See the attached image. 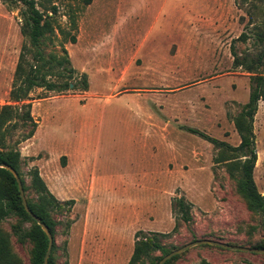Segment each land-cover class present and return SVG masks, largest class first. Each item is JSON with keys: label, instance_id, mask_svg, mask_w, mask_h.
Returning a JSON list of instances; mask_svg holds the SVG:
<instances>
[{"label": "rangeland", "instance_id": "374dc122", "mask_svg": "<svg viewBox=\"0 0 264 264\" xmlns=\"http://www.w3.org/2000/svg\"><path fill=\"white\" fill-rule=\"evenodd\" d=\"M38 2L57 7L48 14L55 33L42 40L43 60L29 49L26 69L36 64L51 74L49 81L72 88H34L26 102L32 103L35 136L26 139L34 123L18 118L1 134L5 150L21 152L27 199H37L29 172L38 167L57 198L75 200L70 212H52L59 221L56 263L129 264L139 230L166 233L160 240L172 250L203 238L258 244L264 224L238 192L239 153L191 128L240 144L236 120L249 99L251 73L235 60L261 49L254 29L258 24L264 32L261 1ZM21 9L0 0V105L16 104L10 92L29 43ZM66 58L74 71L58 63ZM83 73L88 90H80ZM254 132V179L264 195V101ZM182 196L192 205L190 222L175 205ZM16 219L10 216L1 228L11 234ZM11 240L23 264H30L32 244ZM172 264H264V254L204 244Z\"/></svg>", "mask_w": 264, "mask_h": 264}, {"label": "trees", "instance_id": "16d2710c", "mask_svg": "<svg viewBox=\"0 0 264 264\" xmlns=\"http://www.w3.org/2000/svg\"><path fill=\"white\" fill-rule=\"evenodd\" d=\"M260 1L264 6V0ZM2 2L8 6H13L14 4L22 6L23 9H21V14L23 22L21 32L28 39L29 43L24 46V50L21 53L20 61L18 62L16 69V78L10 92V97L16 102V104L0 105V162H6L18 171L26 191L28 187L26 186L25 178L20 171L21 152L15 148L5 150L1 131L6 124L13 120V118L28 119L34 123V129L29 132L26 139L33 137L36 131L37 122H34V118L31 114L32 103L26 102L30 99V94L33 89L41 87L48 91L65 92L66 90L71 89L72 85L71 82H65L58 86L57 83L48 80V75L51 74L47 71H43L42 68L38 67L36 64H29L28 69H26L25 66L26 64L28 65L25 56L29 49L34 48L36 50L35 57H37L38 60L44 59V51L41 50L42 40L46 38L47 35L55 33L53 20H50L48 14L56 13L57 7L52 6L51 8H48L45 4H40L38 0H2ZM254 29L257 30H255V35L257 37L256 42L261 46V49L256 55L251 57L245 56L242 60L236 58L235 60L237 66H245L251 73L249 99L244 104L236 120V127L241 135L240 144L234 146L200 130L194 128H191V130L209 140L218 148L227 149L228 151L236 152L237 154L239 153L237 156L239 162H236L240 167L238 192L245 199L248 208L260 214L264 224V195L259 191L254 179V168L258 159L255 145L254 121L258 111L259 102L264 101V73L261 71L262 68H264V32L258 24H254ZM240 38L246 39V32H243ZM69 40L75 43L77 38L73 36ZM64 51H67L66 48H64ZM58 63L61 65L69 63L70 68L68 69L74 71L70 66L69 58H66L64 61H59ZM45 64L46 63L42 66ZM82 87L83 88L80 90H88L89 88L88 75L86 73L82 74ZM74 89H78V86L75 85ZM21 108H26L25 114L19 112ZM29 175L31 178L30 187L36 192L37 199H27L28 204L31 210L48 225L54 236V245L48 264H57L54 252L57 249L55 236L59 221L53 218L52 212H70L75 204V200H60L57 198L43 179L38 167L31 169ZM175 205L178 207L177 209L181 215V219L184 222H190L192 220L191 203L182 196L178 198ZM13 215L16 216L17 219L11 224L10 234L3 230L1 225ZM26 223H30V225L27 226ZM11 235L14 236L16 241L20 244H26L28 242L32 244L30 250V264L44 263L49 239L42 227L26 211L14 175L9 170L0 167V264H23V261L14 251ZM160 236H167V234L162 232L148 233L144 230H139L136 233L134 250L129 264H136L139 262L144 263L146 261L157 264L164 255L171 252L172 249L161 242ZM250 247L264 248V234L258 244ZM157 251L161 252V255L155 254ZM179 255L174 256L165 264H172Z\"/></svg>", "mask_w": 264, "mask_h": 264}, {"label": "water", "instance_id": "95a60500", "mask_svg": "<svg viewBox=\"0 0 264 264\" xmlns=\"http://www.w3.org/2000/svg\"><path fill=\"white\" fill-rule=\"evenodd\" d=\"M0 167L5 168L9 170L14 177L17 180L18 183V188L19 192L22 198L23 205L26 209V211L31 215V217L42 227L43 231L46 233L49 243H48V249L44 257V263L43 264H48L49 263V258L52 253L53 245H54V236L48 227L46 223L42 221L40 217H38L29 207L28 200L25 194V189H24V184L21 179L20 174L18 171L10 164L6 162H0ZM204 244H209V245H214V246H219L225 249H230V250H240V251H247V252H254V253H261L264 254V248H258V247H250V246H244V245H238V244H232L229 242H224L216 239H211V238H203V239H196L193 240L187 244H184L183 246L177 247L176 249L172 250L168 254L164 255L157 264H165L168 260L173 258L176 255H179L187 250H189L192 247H195L197 245H204Z\"/></svg>", "mask_w": 264, "mask_h": 264}, {"label": "crops", "instance_id": "0c3cea01", "mask_svg": "<svg viewBox=\"0 0 264 264\" xmlns=\"http://www.w3.org/2000/svg\"><path fill=\"white\" fill-rule=\"evenodd\" d=\"M34 134H35V133H34ZM34 136H35V135H34ZM34 136H33V137H34Z\"/></svg>", "mask_w": 264, "mask_h": 264}]
</instances>
